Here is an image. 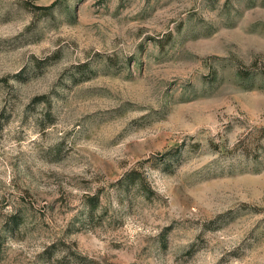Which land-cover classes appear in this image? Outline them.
Masks as SVG:
<instances>
[{
	"label": "rangeland",
	"instance_id": "1",
	"mask_svg": "<svg viewBox=\"0 0 264 264\" xmlns=\"http://www.w3.org/2000/svg\"><path fill=\"white\" fill-rule=\"evenodd\" d=\"M0 264H264V0H0Z\"/></svg>",
	"mask_w": 264,
	"mask_h": 264
}]
</instances>
